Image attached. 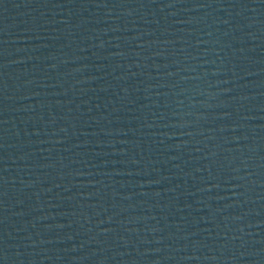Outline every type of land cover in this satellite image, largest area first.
<instances>
[{"label":"water","instance_id":"obj_1","mask_svg":"<svg viewBox=\"0 0 264 264\" xmlns=\"http://www.w3.org/2000/svg\"><path fill=\"white\" fill-rule=\"evenodd\" d=\"M0 264H264V0H0Z\"/></svg>","mask_w":264,"mask_h":264}]
</instances>
